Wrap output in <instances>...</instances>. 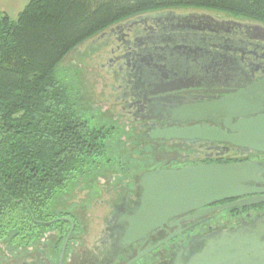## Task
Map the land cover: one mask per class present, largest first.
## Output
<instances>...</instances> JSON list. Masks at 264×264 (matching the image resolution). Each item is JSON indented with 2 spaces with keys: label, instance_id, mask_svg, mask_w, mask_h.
<instances>
[{
  "label": "flooded vegetation",
  "instance_id": "flooded-vegetation-1",
  "mask_svg": "<svg viewBox=\"0 0 264 264\" xmlns=\"http://www.w3.org/2000/svg\"><path fill=\"white\" fill-rule=\"evenodd\" d=\"M225 19L222 15L200 19L197 30L188 33L183 22L167 27L157 24L158 28L152 25L144 34L136 23L120 22L103 32L102 44L112 54H107L110 59L105 67L112 72L114 82H119L117 90L123 95L120 117L127 114L132 118L133 125L125 132L132 135L127 146H136L130 154L142 172L129 175L132 167L120 164L119 168L127 173L115 169L106 178L95 174L87 180H97L98 186L109 193L99 217L102 226L96 241L81 239L79 235L86 226H81L72 212H62L51 220L57 224L35 244L15 248L7 241L3 264H174L179 258L187 263L202 250L206 235L264 219V152H245L231 145L223 151L218 148L227 146L225 143L161 137L166 131L187 128H212L230 134L226 116L203 121L188 114V109L239 93L264 79L261 33ZM257 96V108L264 114V91H258ZM190 116L194 120L181 121ZM239 120L234 118L231 124ZM248 162L260 167L255 180L243 184L252 193L181 213L137 242H124L129 220L139 209L143 174L157 169ZM93 197L98 199V192ZM252 199L260 201L248 202ZM238 202L242 205H233ZM225 206L229 207L219 211Z\"/></svg>",
  "mask_w": 264,
  "mask_h": 264
},
{
  "label": "trees",
  "instance_id": "trees-1",
  "mask_svg": "<svg viewBox=\"0 0 264 264\" xmlns=\"http://www.w3.org/2000/svg\"><path fill=\"white\" fill-rule=\"evenodd\" d=\"M176 8L264 24V0H30L17 19L0 13V244H35L62 215L55 200L113 160L116 128L81 115L63 61L123 20Z\"/></svg>",
  "mask_w": 264,
  "mask_h": 264
},
{
  "label": "water",
  "instance_id": "water-1",
  "mask_svg": "<svg viewBox=\"0 0 264 264\" xmlns=\"http://www.w3.org/2000/svg\"><path fill=\"white\" fill-rule=\"evenodd\" d=\"M246 26L261 33L259 38L264 41L263 25ZM258 91H264V79L239 93L188 109V114L203 121H214V116L218 115L226 116L228 119L225 124L231 130L230 134L212 128H187L166 131L161 137L167 140L198 138L225 143L227 146L218 148L223 151L229 150L231 145L245 152H264V114H260L262 110L257 108ZM251 114L253 117L246 118ZM191 116L182 118L181 121L194 120L195 117ZM234 118L240 120L231 124ZM259 171L260 167L256 162H248L234 165H198L180 170L157 169L143 174L139 209L129 220L130 226L124 235V242H137L181 213L252 193L243 184L255 180ZM254 201L259 202L260 199L248 202ZM233 205H242V202ZM228 207H221L219 211ZM68 240L69 237L62 254ZM203 242L202 250L190 257L187 263L179 258L174 264H264V219L256 220L254 225L215 231L206 235ZM138 259L140 257L134 261Z\"/></svg>",
  "mask_w": 264,
  "mask_h": 264
},
{
  "label": "rangeland",
  "instance_id": "rangeland-1",
  "mask_svg": "<svg viewBox=\"0 0 264 264\" xmlns=\"http://www.w3.org/2000/svg\"><path fill=\"white\" fill-rule=\"evenodd\" d=\"M221 15L226 18V22H235L236 24L244 25L261 24L228 13L194 8L151 11L133 16L121 22L124 24L136 23L135 27L143 34L152 25H156L157 27V24H159L160 27H167L183 22L187 24L184 29L188 33L192 30H197L195 28L196 23L200 19L216 18ZM261 25L264 27V24ZM103 32L77 47L63 61L62 66L71 71L74 78H76L78 86L74 85L73 97L78 100L76 106L81 115L89 120L91 125L114 126L117 134H119L114 138L111 144L112 149L109 151V156L113 160L97 172V178H106L108 175H113L115 169H119V173H124L125 171L119 168L120 164L125 165V167L127 165L132 167L129 175H136L142 172V169L132 160L135 156L130 154V151L136 150L137 148L136 146L128 148L127 145L131 141L132 135L125 134L126 129L131 128V125H133L132 118L127 114L126 116L120 117L122 114L121 99L123 95L117 90L119 82H114L112 72L105 67L108 65L107 63L112 54L108 53L110 52V48L102 44L104 40L102 38ZM126 146L127 148L124 149ZM102 162L103 164L105 163L104 161ZM96 181L82 182L78 190L76 188V191L74 190L75 192L71 195H62L55 200L53 206L57 214L68 211L72 212L77 217L80 225L86 226L83 228L84 232L79 237L91 243L100 237L102 225L99 217L102 211L105 210L106 201L109 198L107 190L100 187V184L98 186ZM97 192L99 198L95 199L93 195H97ZM102 200L105 202L101 203ZM4 246L5 243L0 244V264L4 263L3 256L6 254Z\"/></svg>",
  "mask_w": 264,
  "mask_h": 264
},
{
  "label": "crops",
  "instance_id": "crops-1",
  "mask_svg": "<svg viewBox=\"0 0 264 264\" xmlns=\"http://www.w3.org/2000/svg\"><path fill=\"white\" fill-rule=\"evenodd\" d=\"M30 0H0V13L8 14L17 19Z\"/></svg>",
  "mask_w": 264,
  "mask_h": 264
}]
</instances>
